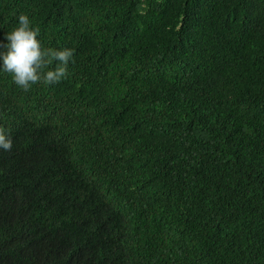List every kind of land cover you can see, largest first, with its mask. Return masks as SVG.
I'll list each match as a JSON object with an SVG mask.
<instances>
[{"label":"trees","instance_id":"obj_1","mask_svg":"<svg viewBox=\"0 0 264 264\" xmlns=\"http://www.w3.org/2000/svg\"><path fill=\"white\" fill-rule=\"evenodd\" d=\"M20 14L75 62L0 73V264H264V0H0V41Z\"/></svg>","mask_w":264,"mask_h":264},{"label":"clouds","instance_id":"obj_2","mask_svg":"<svg viewBox=\"0 0 264 264\" xmlns=\"http://www.w3.org/2000/svg\"><path fill=\"white\" fill-rule=\"evenodd\" d=\"M74 62V49L42 45L39 28L27 14H20L17 26L0 41V73L10 74L13 83L23 91L40 83L55 85L62 82L70 75L69 67ZM12 147L7 131L0 128V150L10 151Z\"/></svg>","mask_w":264,"mask_h":264}]
</instances>
